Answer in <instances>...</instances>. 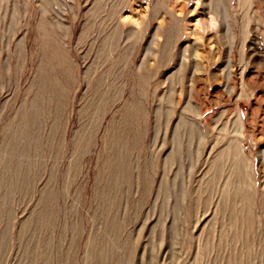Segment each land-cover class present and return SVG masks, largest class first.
I'll return each mask as SVG.
<instances>
[{
    "label": "rangeland",
    "instance_id": "374dc122",
    "mask_svg": "<svg viewBox=\"0 0 264 264\" xmlns=\"http://www.w3.org/2000/svg\"><path fill=\"white\" fill-rule=\"evenodd\" d=\"M0 264H264V0H0Z\"/></svg>",
    "mask_w": 264,
    "mask_h": 264
},
{
    "label": "bare ground",
    "instance_id": "6f19581e",
    "mask_svg": "<svg viewBox=\"0 0 264 264\" xmlns=\"http://www.w3.org/2000/svg\"><path fill=\"white\" fill-rule=\"evenodd\" d=\"M243 1V0H242ZM246 2V1H245ZM245 14H246V12H245ZM169 35V34H168Z\"/></svg>",
    "mask_w": 264,
    "mask_h": 264
}]
</instances>
